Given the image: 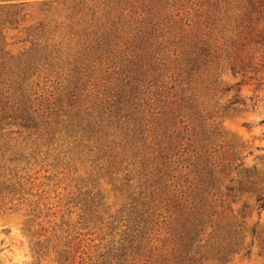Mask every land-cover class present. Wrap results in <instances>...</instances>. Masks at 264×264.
<instances>
[{
	"label": "trees",
	"instance_id": "trees-1",
	"mask_svg": "<svg viewBox=\"0 0 264 264\" xmlns=\"http://www.w3.org/2000/svg\"><path fill=\"white\" fill-rule=\"evenodd\" d=\"M162 1L142 7L128 0H68L54 7L42 3L34 25L23 28L30 46L16 57L4 51V33L17 29L26 16L18 19L23 11L18 5L0 7V203L19 201L24 195L19 173L25 157L9 144L11 133H2L5 127L14 126L16 134L32 139L33 145L39 141L46 147L56 145L68 159L78 157L91 163L94 180L84 187L92 188L79 193L77 202L79 220L84 223H102L107 214L100 192L93 190L102 173L109 174L111 162L131 161L139 168L136 183L127 176L119 187L124 199L119 216L108 218L107 227L115 236L102 254L83 264H132L142 257L147 234L153 230L150 205L154 194L161 196L164 211L172 218L166 249L171 259L159 264H226L252 252L264 264V225L248 228L247 214L238 217L228 212L229 204L248 196L255 198L256 210H264V174L255 168L239 171L235 142L224 137L219 124L207 122L210 118L201 114L193 94L218 91L228 95L233 87L221 88L210 75L211 47L205 40L209 31L204 38L188 37L169 15L173 3ZM202 7L207 16L212 15V19L205 15L209 30L217 24L220 31L230 34L233 46L249 40L264 53V0H209ZM60 31L66 42L55 43ZM169 47L175 61L165 55ZM63 56L70 68L71 86L55 110L41 112L32 97L30 79L40 69L57 66ZM230 70L238 73L234 66ZM101 71L115 75L113 86L87 106L81 97ZM166 77L172 85L167 86ZM182 85L187 90L180 89L182 97L172 102L177 97L175 86ZM151 88H159V126L155 144L147 145L145 108L150 105ZM188 91L192 94L184 96ZM238 93L226 100L222 111L245 107ZM185 112L189 125L181 118ZM184 170L185 190L181 184L169 186L176 178L173 174ZM76 239L53 238L57 264L68 262L69 245ZM50 242L48 238L36 242L35 252L48 250Z\"/></svg>",
	"mask_w": 264,
	"mask_h": 264
},
{
	"label": "rangeland",
	"instance_id": "rangeland-1",
	"mask_svg": "<svg viewBox=\"0 0 264 264\" xmlns=\"http://www.w3.org/2000/svg\"><path fill=\"white\" fill-rule=\"evenodd\" d=\"M65 1L68 0L0 1V7L20 6L23 11L18 19L26 16V22L20 23L21 25L17 29L4 33V51L16 57L27 50L30 44L26 42L27 35L23 32V28L34 25L42 3H49L54 7L56 4ZM128 1L141 7L154 2V0ZM205 1L209 0H170L169 2L173 3V7L169 15H172V21L180 25L188 37L197 34L200 38L203 35L204 38V34L209 31V37L205 40L211 47L212 62L208 66L210 75L217 78L221 88L233 87L234 91L228 95H222L218 91L206 95L194 91V97L197 99L201 114L210 118L207 122L219 124L224 137L235 142L241 163L239 171L255 168L257 172L264 174L263 50H257L249 40L243 41V39L239 41L238 45L233 46L229 43L230 34L224 32L223 29L220 31V26L217 24L209 30L206 27L207 23H204L207 15L205 13L206 8L202 5ZM162 2L165 3L167 0ZM176 13H178V17H174ZM202 13H204L203 16H199ZM211 16L209 14L207 17L211 18ZM31 19L33 20L31 21ZM185 22L188 26L185 25ZM64 37L62 31L58 32L55 35V43L66 42ZM213 46H216L214 47L216 53H213ZM172 49L169 47V52L165 54L169 61H175L176 58L171 55ZM65 57L63 56L62 61L58 62L57 66L45 71L40 69L30 79L29 84L33 86L32 91L35 92L32 97L37 99V108H40L41 112L45 111L46 108L55 110L58 102L65 100V93L71 86L70 68L67 65L68 61L64 60ZM69 61L71 62L72 59ZM232 66L238 73L233 74L231 72ZM92 78L87 92L81 97V102L86 104L88 101L96 102L99 100L104 89L113 86L115 75L101 71ZM165 82L168 84L167 86L172 85L167 77ZM235 84L238 85L234 86ZM182 88L187 90L186 85H182L181 88L175 86L177 97L170 99L172 102L182 97L180 95ZM237 90H239V97L245 100V107H236L228 112L222 111L221 106ZM191 94L188 91L184 93V96ZM149 98H151L150 105L145 108L148 112L146 114L148 122L145 123V129L147 130V145L150 143L153 145L156 142L154 133L159 126V88H151ZM182 115H185L181 117L182 120L189 125L190 120L186 112ZM16 131L17 128L14 126L5 127L2 133H11L8 135L9 144L25 157V161L20 164L22 170L19 173L23 178L24 195L19 201L0 203V264H57L52 249L54 237L64 238L66 241L77 237L69 245L70 257L66 264L88 263V259H93L102 254L115 236H111V230L107 227L109 220H111L108 218L119 216V210L124 205L119 187L125 182L127 176L131 178L132 183H136L134 176L139 168L134 167L131 161L120 163L117 160L115 164L111 162L109 174L105 175L103 172L102 177L97 180L96 189L93 190V193L100 192L107 214L103 215L102 223H84L79 220L81 212L77 202H79V193L92 188L91 185L84 187L85 184H90L91 180H94L91 178V163L78 159V157L68 159L64 156L63 150L57 148L56 145L46 147V143L43 141L33 145L32 139L27 140L25 135L18 136ZM189 135L187 134V136ZM112 139L117 142L114 136ZM117 152L120 153V149H117ZM185 158L186 156H183L178 165H181ZM132 169L135 171L130 176ZM185 174H187L186 170L181 173H174L176 178L172 179L168 185L177 186L181 184L184 186L182 190H185L186 185L184 178H182ZM152 196H154V201L150 205V218L153 230L147 234V247L142 252L143 256L138 257L132 264H159L163 259H171L170 253L168 254L166 249L170 245L172 218L164 211L165 203L161 200V196L159 194ZM148 202H150L149 199ZM254 203L255 198L248 196L229 204L228 212L231 211L233 215L238 217L244 213L247 214L244 222L248 228L261 227L264 225V210H256ZM244 206L247 209H244ZM32 210L35 211L32 212ZM27 229L30 231L29 233L26 231ZM47 238L51 239L48 250L45 249L37 254L34 245L36 242L43 243ZM203 264L219 263L206 262ZM226 264H263V262L255 252H252L249 257L239 255Z\"/></svg>",
	"mask_w": 264,
	"mask_h": 264
}]
</instances>
